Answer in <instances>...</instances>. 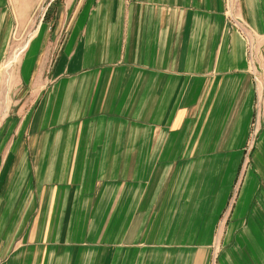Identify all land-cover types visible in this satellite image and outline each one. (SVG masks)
<instances>
[{"label": "crops", "instance_id": "1", "mask_svg": "<svg viewBox=\"0 0 264 264\" xmlns=\"http://www.w3.org/2000/svg\"><path fill=\"white\" fill-rule=\"evenodd\" d=\"M32 3L0 0V264H264V0H50L16 48Z\"/></svg>", "mask_w": 264, "mask_h": 264}, {"label": "rangeland", "instance_id": "2", "mask_svg": "<svg viewBox=\"0 0 264 264\" xmlns=\"http://www.w3.org/2000/svg\"><path fill=\"white\" fill-rule=\"evenodd\" d=\"M32 2H33L32 3V10L30 13L31 17H30V21H29L27 27L25 28V31H20L19 29H17V31L15 33V38H14V40L12 39V43L14 45H16V48H22L25 45V43L29 40L30 36L38 28V25L40 23V20L42 18L44 10L47 7V4L50 2V0H32ZM17 52H18V50L16 51V55H15L14 59L17 58ZM10 55H12V54L10 53ZM258 58L259 57H257V60H258ZM18 62L19 61L16 60L13 63H15L17 65ZM256 77H257V84L260 85V81H259L260 77L257 75H256ZM241 177H242V173H241L240 178H239L238 187L240 186V183L242 180Z\"/></svg>", "mask_w": 264, "mask_h": 264}, {"label": "trees", "instance_id": "3", "mask_svg": "<svg viewBox=\"0 0 264 264\" xmlns=\"http://www.w3.org/2000/svg\"><path fill=\"white\" fill-rule=\"evenodd\" d=\"M48 13H49V11L45 14V19L47 18V16H48Z\"/></svg>", "mask_w": 264, "mask_h": 264}, {"label": "built area", "instance_id": "4", "mask_svg": "<svg viewBox=\"0 0 264 264\" xmlns=\"http://www.w3.org/2000/svg\"><path fill=\"white\" fill-rule=\"evenodd\" d=\"M229 4H230V3H229ZM230 6L233 8V6H234V5H233V4H231ZM256 80H257V78H256Z\"/></svg>", "mask_w": 264, "mask_h": 264}]
</instances>
